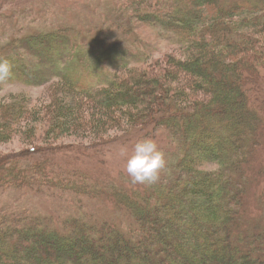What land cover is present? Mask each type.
I'll return each mask as SVG.
<instances>
[{
  "label": "trees",
  "instance_id": "obj_1",
  "mask_svg": "<svg viewBox=\"0 0 264 264\" xmlns=\"http://www.w3.org/2000/svg\"><path fill=\"white\" fill-rule=\"evenodd\" d=\"M129 2L136 49L109 51L103 70H88L84 55L70 65L86 47L75 26L26 35L0 56L15 66L0 91L56 86L37 105L0 99V192L75 207L59 219L0 209V264H264V220L249 214V169H264V0ZM153 27L159 36L146 34ZM150 126L182 142L175 181L109 184L87 167L104 163L112 134ZM67 137L86 143L54 148ZM18 139L29 152L2 156Z\"/></svg>",
  "mask_w": 264,
  "mask_h": 264
},
{
  "label": "rangeland",
  "instance_id": "obj_2",
  "mask_svg": "<svg viewBox=\"0 0 264 264\" xmlns=\"http://www.w3.org/2000/svg\"><path fill=\"white\" fill-rule=\"evenodd\" d=\"M129 1L132 0H0V56L9 54L12 44L14 45L16 40L26 35L51 32L65 26H75L78 29L76 35L86 47L79 50V53L70 61V65H82L80 60L84 55L88 61L85 58L86 62L83 64L88 62V70L92 72L103 70L105 67L100 65L107 66L108 58L112 57L108 56L109 51L118 54L136 49L138 41L134 30L135 24L129 19L131 14H126L128 4L131 3ZM121 29L125 31H120ZM145 32L146 34L151 32L153 34L151 37L159 36L158 29L154 27L151 30L146 28ZM137 36L142 37L139 33ZM167 37L168 35L166 37L163 35L161 39L167 42ZM68 55L69 53L66 52L65 56ZM61 65L64 66V64ZM83 79L88 83H93L96 76L86 72ZM54 87L56 86L42 88L19 81L5 85L0 91V99L10 95H14L15 99L27 97L29 101H34L37 105L43 96L52 95L55 91ZM148 138L157 139L168 153L169 167L161 182L175 181L178 176L176 164L184 155L182 142L171 132L165 129L159 130L155 126L138 128L130 135L126 132L112 134L113 141L107 144L103 153L104 163L98 162L102 159L101 157L86 159L85 163L88 164L87 167L91 166L95 170L99 181L136 187L139 184L134 182V178L129 173L128 163L135 154L136 145ZM84 141L80 138L67 137L54 144V148L62 151V149L66 150L69 145L85 144ZM30 148V145L18 139L4 145L1 153L2 156H12L17 153H26L25 151L29 152ZM125 149L128 150L127 156L124 155ZM213 168L215 169L216 166L214 165ZM249 170L252 171L249 174V177L251 176L249 214L255 222H260L264 220V169L262 173L255 166ZM141 185L149 187L151 184ZM28 195L29 193L25 195L16 191L6 194L0 192V209L31 211L38 215H56V219H59L60 215H70V212L75 209L73 206L70 207V204H63L58 202V199L45 196L44 193L31 194L30 197ZM48 195L53 196L51 193ZM83 205L85 208L81 213L91 217L92 206L85 200H83ZM94 209L105 219L114 218L117 222L126 224V229L129 228L130 223L126 222L129 219L123 214L119 215L116 211L114 213V209L99 204Z\"/></svg>",
  "mask_w": 264,
  "mask_h": 264
},
{
  "label": "clouds",
  "instance_id": "obj_3",
  "mask_svg": "<svg viewBox=\"0 0 264 264\" xmlns=\"http://www.w3.org/2000/svg\"><path fill=\"white\" fill-rule=\"evenodd\" d=\"M14 64L5 59L0 64V84L7 83L14 77ZM128 155V150H124ZM169 167L168 153L161 147L160 142L154 138H148L136 145L135 154L128 163V171L137 184H158L164 177Z\"/></svg>",
  "mask_w": 264,
  "mask_h": 264
}]
</instances>
